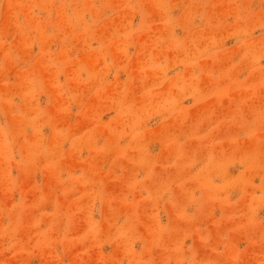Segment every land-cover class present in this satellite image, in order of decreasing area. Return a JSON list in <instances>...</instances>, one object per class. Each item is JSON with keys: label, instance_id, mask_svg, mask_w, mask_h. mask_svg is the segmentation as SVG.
Wrapping results in <instances>:
<instances>
[{"label": "rangeland", "instance_id": "rangeland-1", "mask_svg": "<svg viewBox=\"0 0 264 264\" xmlns=\"http://www.w3.org/2000/svg\"><path fill=\"white\" fill-rule=\"evenodd\" d=\"M0 264H264V0H0Z\"/></svg>", "mask_w": 264, "mask_h": 264}]
</instances>
